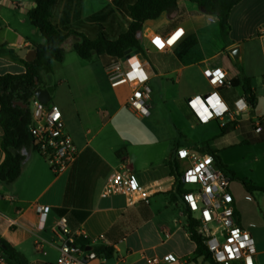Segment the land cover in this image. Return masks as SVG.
Returning a JSON list of instances; mask_svg holds the SVG:
<instances>
[{"label": "crops", "instance_id": "crops-1", "mask_svg": "<svg viewBox=\"0 0 264 264\" xmlns=\"http://www.w3.org/2000/svg\"><path fill=\"white\" fill-rule=\"evenodd\" d=\"M107 1L108 4H84L85 0H58L52 11V22L62 33L75 31L95 39L103 31L109 38L116 39L122 32L115 34L119 25L115 15L119 14L123 4L128 9L134 0ZM35 6V0H0V74L25 73L24 61L27 60L18 53L22 49L37 50L38 45L46 43L28 18L29 11ZM86 6L92 8L88 13L85 12ZM98 14L101 18L93 21L91 18ZM128 19L131 22L130 16ZM229 22L231 30L225 40L217 18L206 15L196 3L179 1L176 10L147 21L143 30L167 36L182 28L185 31L182 39L168 50H159L146 41L143 34L141 42L155 56L157 64L153 67L144 61L150 86L162 78L163 88L168 89V82L163 78L168 74L175 75L174 81L169 79L172 83L180 82L185 74L189 78H204L209 84L204 70L222 68L227 73V86L220 89V95L233 108L234 99L243 91L241 87H232L231 80L238 75L252 79L257 97L255 108L251 106L243 112L233 122L234 128L224 135H220L218 122L219 126H214L215 137L205 141L217 151L224 165L243 177L244 174L225 159L224 151L248 143L247 138H260L261 141L254 143L262 147L260 164L264 167V91L259 93V85L256 84L257 78L261 77L260 84L264 90V46L261 38L264 0H242L232 9ZM69 40H73L74 45L79 38L73 35ZM236 46L240 47L239 62L229 52ZM94 57L103 64V75L99 69L91 70V82L83 83L75 93H72L71 84L65 81L75 97L77 121L70 108L62 106L61 112L67 131L79 151L77 160L64 172L55 174L32 147L22 151L24 160L20 177L11 184L0 181V238L22 253L29 264H55L64 243L57 224L64 216L70 230L76 235L82 234L77 237L78 244L82 245L80 239H87L89 242L85 246L90 247V251L92 247L101 246L113 249L110 258L104 257L107 264H147L148 258L167 254L177 256L178 262L173 264H207L195 254L196 243L188 230L186 209L176 195V179L167 164L173 149L159 159L135 150L141 139L149 140L150 145L161 139L154 130H133L130 115L144 118L136 116L126 106L131 87H112L107 74L110 65H105L104 59L96 54L90 60ZM39 86H54L53 95L57 93L53 82L46 81L42 85L39 81ZM209 87L212 91L213 87L210 84ZM118 94L124 97L123 101L118 99ZM171 99L195 124L187 99ZM256 120H262L260 133L255 132L253 126ZM128 134L135 139L129 140ZM2 135L0 126V165L5 159ZM123 166L131 169L142 185L158 190L149 203L129 207L121 196L101 197L110 174ZM258 184L264 188V183ZM263 195L264 192H256L258 204L262 206L258 224L252 221L243 207H239L234 197L235 217L240 227L246 221L247 226L255 228L258 234L264 232ZM41 206H48L50 211L44 228L40 230L38 210ZM83 213L88 215L82 219Z\"/></svg>", "mask_w": 264, "mask_h": 264}, {"label": "built area", "instance_id": "built-area-1", "mask_svg": "<svg viewBox=\"0 0 264 264\" xmlns=\"http://www.w3.org/2000/svg\"><path fill=\"white\" fill-rule=\"evenodd\" d=\"M181 34L176 36V33ZM264 46V30H262ZM143 37L159 50L172 49L184 36L185 31L177 28L167 36L152 30H143ZM173 39V40H172ZM159 41V43H157ZM171 41V42H170ZM114 61L107 74L112 87L129 85L131 94L126 106L138 117L146 118L151 114L152 88L146 63L140 53L126 59ZM213 90L204 95H196L187 99V107L196 122L206 125L220 122L224 127L227 121H237L238 117L251 105L244 95L234 99V107L230 108L222 96L220 89L227 86V73L222 68L204 70ZM199 100V104L195 102ZM219 101V103H217ZM32 121L29 133L32 137L33 149L46 160L52 172L60 174L77 160L79 151L72 136L68 133L60 108L53 104H44L36 97L32 101ZM207 109L205 112L204 110ZM255 132L262 131V120L253 123ZM175 159L182 163L181 183L192 186V190L183 193L182 199L188 219L194 223V230L202 238L213 259L219 264H257V251L252 234L237 224L233 196L229 192L230 178L216 165L214 158L192 147L180 146L176 149ZM156 187H159L157 184ZM158 192L140 183L136 175L127 166L113 171L108 177L101 197L121 196L127 206L149 203ZM38 228L45 226L48 206L39 207ZM58 233L64 243L55 264H107L104 257L87 250L77 243V237L68 225L66 217L58 221ZM5 258L0 253V263ZM178 262L177 256L167 254L163 257H150L147 264H173Z\"/></svg>", "mask_w": 264, "mask_h": 264}, {"label": "trees", "instance_id": "trees-1", "mask_svg": "<svg viewBox=\"0 0 264 264\" xmlns=\"http://www.w3.org/2000/svg\"><path fill=\"white\" fill-rule=\"evenodd\" d=\"M58 0H35L36 6L28 13L31 24L37 28L46 43L37 46L38 56L33 62L24 61L26 71L22 74H0V126L3 130L2 149L5 153V159L0 165V181L11 184L16 181L22 172V162L24 160L23 150L33 148L32 137L29 133V125L32 121V112L30 103L34 100V92L38 85L39 70L44 65L51 62H62L65 55L63 44L70 36H76L79 40L73 45V49L83 60H90L93 54L104 59L105 65H111L114 61L122 59L128 50L140 51L142 47L141 35L144 24L150 20H156L165 12L176 10L179 1H189L196 3L206 15L217 18L223 38L226 40L231 30L229 18L232 9L242 0H134L129 5L128 11L131 17L127 29L122 32L118 38L111 39L103 31L95 39H90L82 33L71 31L62 33L52 22V11ZM101 16L95 15L91 19L97 21ZM232 87H241L243 95L248 103L255 108L257 97L252 85V79L238 75L230 82ZM21 104V105H20ZM27 106V107H24ZM235 123L230 120L222 127L220 125V135H224ZM261 141L260 138L253 142ZM182 145L181 141H176L174 148L167 161L171 170V175L176 179V195L182 197L181 174L178 170V162L175 159L176 149ZM193 149L210 154L218 167H220L228 176L230 173L233 179H239L244 188L253 193L256 191L264 192L261 188L246 179L238 178L234 172L230 171L221 161L217 151L212 149L208 142L202 144L194 143ZM86 217L88 213H83ZM188 230L192 240L196 243L195 254L202 257L207 264L217 263L202 238L194 230V223L189 219ZM82 246L87 239H80ZM90 246V245H88ZM100 257L110 258L113 255V249L108 247H92ZM0 253L8 264H29L26 257L17 249L11 246L6 240L0 238Z\"/></svg>", "mask_w": 264, "mask_h": 264}, {"label": "rangeland", "instance_id": "rangeland-1", "mask_svg": "<svg viewBox=\"0 0 264 264\" xmlns=\"http://www.w3.org/2000/svg\"><path fill=\"white\" fill-rule=\"evenodd\" d=\"M91 2L92 3H90L89 0H85L84 4H108L107 0ZM121 7L119 14L115 15L119 20V25L115 34L123 32L130 23L128 19L129 11L126 4H123ZM90 9L92 8L86 6L85 12L88 13L87 11H90ZM109 33L112 34L111 32ZM73 43V40H69L64 44L65 55L62 62H51L40 68L39 79L42 85L46 81L54 83L57 87V93L52 96V103L57 105L60 110L62 106L70 108L72 115L77 121L78 115L74 103L75 97L74 95L72 96L71 91L68 89L69 86L65 81H68L71 84L74 89L72 93H75L78 90V87H82L83 83L91 82V70L98 71L99 69L102 75L104 72L102 71L103 64L97 59V57H94L92 60L81 59L73 49ZM139 53L140 58L143 61H147L153 67H156L155 56L147 50L144 44H142ZM103 78L105 77L103 76ZM163 78L168 82V89L163 88L161 83L162 78L157 79L155 84H151V116L144 119H137L133 115H130L133 130H138L140 128L146 132L154 130L159 137L158 139H161L159 140L160 142H157L156 140L152 145L149 144V140L141 139L142 142L135 146V150L144 153L145 156H151L153 159H159L164 153H170L174 148V143L176 141H181V146L191 147L194 143L202 144L206 140H211L215 137L214 126H219L218 122H213L208 125H200L197 122L194 124L187 115L182 113L179 104L178 107H176L171 99L172 97H178V100H186L195 95H204L211 92V88L204 78H189L187 75L183 74L182 80L178 83H172L169 81V79L174 81L175 75L168 74ZM261 81V77L256 80V84L259 85V93L264 91L261 88ZM117 96L119 100L123 101L124 97L122 98L119 94ZM29 107L32 111V102ZM262 107H264V100L262 101ZM125 110L126 113L127 109ZM127 137L129 140L135 139L130 134H128ZM247 139L248 143L227 148L224 151V157L229 163H232L238 171L244 174V176L241 177L235 173L238 178L246 179L260 187L258 182L264 183V167L260 164V160L263 156L262 147L260 144H255L251 138ZM141 157H144L143 154ZM178 170L179 172L183 171L182 163H178ZM228 177L231 180L229 192L233 196V199L236 197L239 207H243L252 221L258 224L259 217L262 216V206L258 204L259 200L256 198V192L262 191L249 193L239 182V179H233L230 173L228 174ZM181 190L183 193L188 192L192 190V186L182 184ZM177 196L179 201L184 205L182 197L178 193ZM245 222L246 221L242 222L243 226L241 227L244 229H250V233L252 232L256 251L258 252L257 262L258 264H264V232L258 234L255 228L247 226Z\"/></svg>", "mask_w": 264, "mask_h": 264}, {"label": "water", "instance_id": "water-1", "mask_svg": "<svg viewBox=\"0 0 264 264\" xmlns=\"http://www.w3.org/2000/svg\"><path fill=\"white\" fill-rule=\"evenodd\" d=\"M230 54L232 55V57L236 60V62L240 61L241 58V53H240V47L236 46L234 48H231L229 50ZM139 53V51H132V50H128L125 53V58H128L132 55H135ZM18 55L22 58H25L28 62H33L34 60L37 59L38 56V52L36 49H33L31 52L28 51L27 49H22ZM36 84L38 85V87L36 88L34 95L35 97L42 103L44 104H48V103H52V96L54 94V87L53 86H48L46 88H43L41 86H39V81H36ZM21 105V104H20ZM27 107V106H24ZM87 250H91L90 247L86 248Z\"/></svg>", "mask_w": 264, "mask_h": 264}, {"label": "snow or ice", "instance_id": "snow-or-ice-1", "mask_svg": "<svg viewBox=\"0 0 264 264\" xmlns=\"http://www.w3.org/2000/svg\"><path fill=\"white\" fill-rule=\"evenodd\" d=\"M180 34H181L180 32H177V33H176V36H174L173 39H175L176 37H178ZM170 42H171V41H170ZM157 43H159V41H157ZM199 103H200L199 100H197V101L195 102V104H199ZM217 103H219V101H217ZM204 111L206 112L207 109H205Z\"/></svg>", "mask_w": 264, "mask_h": 264}, {"label": "bare ground", "instance_id": "bare-ground-1", "mask_svg": "<svg viewBox=\"0 0 264 264\" xmlns=\"http://www.w3.org/2000/svg\"><path fill=\"white\" fill-rule=\"evenodd\" d=\"M173 40V39H172ZM160 44V43H159Z\"/></svg>", "mask_w": 264, "mask_h": 264}]
</instances>
